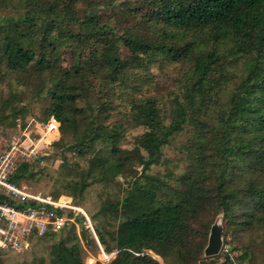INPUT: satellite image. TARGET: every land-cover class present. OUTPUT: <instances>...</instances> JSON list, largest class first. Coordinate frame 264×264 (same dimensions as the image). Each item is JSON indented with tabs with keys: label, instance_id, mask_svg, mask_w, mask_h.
<instances>
[{
	"label": "trees",
	"instance_id": "16d2710c",
	"mask_svg": "<svg viewBox=\"0 0 264 264\" xmlns=\"http://www.w3.org/2000/svg\"><path fill=\"white\" fill-rule=\"evenodd\" d=\"M25 1L26 14L15 24L10 22L11 18H4L7 27L0 38V58L12 71L46 63L48 50L57 49L56 45L65 40L62 23L68 20L74 2L69 0L61 8L52 0V4L47 0ZM144 3L150 11L146 21L153 22L150 40L129 33L118 35L108 24H99L96 17L82 24L90 30L86 38L93 43L92 58L98 59L94 66L113 81L132 68L141 67L144 56L163 53L172 61L183 59L189 65L180 82L183 94L169 100L171 112L167 124L156 99L132 105L133 117L145 131L136 137L131 150L118 149L117 130L104 128L105 139L113 143L112 156L89 160L90 169H101L103 176L122 173L125 179H130L125 194L98 211L100 215L110 212L114 217L122 216L116 229L106 231L97 222L98 215L93 214L90 216L96 222L91 225L93 237L84 217H73L83 221L85 227L82 226L81 232L87 243L97 239L106 255L114 253L106 261L110 264H160L146 253L148 250L161 257L164 264H205L207 261L199 258L207 246L213 217L218 214L232 224L245 225L250 232H264V0H144ZM2 5L9 9L14 3L3 0ZM20 22L27 28H18ZM197 32L211 37L213 46L201 49L186 40L188 34ZM66 35L77 44L80 38L84 40V36L74 31ZM117 41L126 47L128 56L120 55ZM226 59L233 61L234 70L228 69ZM214 73L218 76L210 80ZM51 88H46L51 101L44 122L54 116L62 135L69 130L74 133L78 125L74 107L78 88L58 84ZM185 125L193 127L192 140L186 147L189 172L178 180L175 189L169 190L168 199L162 200L158 192L166 187V182L144 172L139 174L133 167L139 163L147 169L155 163L169 137ZM86 141L93 144L94 138L83 136L73 148L82 152ZM118 154L122 156L115 158ZM128 160L130 171L125 172ZM31 170V162H21L11 180L19 184L22 178L31 176ZM88 176L87 173L76 184L80 190L85 188L83 180ZM141 178L144 182H140ZM60 195L50 196L56 199ZM58 212L67 217L73 215L70 210ZM64 228L49 231L43 237ZM57 244L52 264H84L78 240L74 239L70 247L61 240ZM248 253L238 255L235 264H245Z\"/></svg>",
	"mask_w": 264,
	"mask_h": 264
},
{
	"label": "rangeland",
	"instance_id": "374dc122",
	"mask_svg": "<svg viewBox=\"0 0 264 264\" xmlns=\"http://www.w3.org/2000/svg\"><path fill=\"white\" fill-rule=\"evenodd\" d=\"M68 1L52 0L61 8ZM2 2L3 0H0V38L7 27L4 18H11L10 22L13 21L15 24L14 21H20L19 18L26 14L25 0H12L14 6L9 9H5ZM46 2L52 4L50 0ZM148 14L149 7L144 0H74L68 13V20L62 23L61 33L65 40L56 45L57 49L48 50L46 60L49 63L45 61V64L43 62L38 67L28 66L24 71H12L7 67L5 60L0 58V153L9 147L11 142L25 140V135L31 139L37 138L36 125L44 122L45 112L51 101V94L46 92L47 87L51 88L56 84L77 87L79 97L75 99L74 107L78 125L75 132L69 130L66 135L59 132L57 137L51 135L46 138L43 145H37L35 150L38 151L39 157L31 161L32 174L22 178L20 184L28 192L40 193L43 196L62 194L60 196H64V199L70 198L72 205L77 204V207L85 212L92 226L96 222L92 221L90 216L97 214V222L109 232L116 229L122 216L114 217L110 212L100 215L98 211L102 206L119 200L125 194L130 179L129 177L125 179L122 173L115 172L114 175L108 173L103 176L101 169H90L89 160L96 157L108 159L112 156L113 143L105 139L104 128L117 130L118 149H133L136 137L140 136L145 128L135 121L132 105L147 99L157 100L161 116L167 124L171 112L169 100L175 96L182 97L183 88H179L180 82L189 65L183 59L172 61L166 54L158 53L150 58L144 56L141 67L132 68L124 76L112 81L105 72L97 71L94 66L98 59L92 58L93 43L86 38L90 35V30L82 24L96 17L99 24H108L118 35L129 33L150 40L153 22L146 21L150 16ZM147 22L148 26L145 27ZM18 28L27 27L20 22ZM68 31H74L80 34V37L84 36V40L80 38V43L77 44L75 40L67 39ZM186 40H191L201 49L213 46L212 38L203 32H197L196 35L188 34ZM117 45L120 55L128 56L126 47L119 41ZM225 62L229 70H234L235 66L231 59H226ZM217 76L218 74L214 73L209 78L212 80ZM192 132L193 127L185 125L182 130L169 137L155 163L147 169H143L139 163L133 167L139 174L144 172L166 182V187H162L158 192V197L162 200L168 199L169 190L175 189L178 180L189 172L190 162L187 159L186 147L192 140ZM83 136L94 138V143L86 141L82 152H78L73 146L75 141ZM121 156L118 154L115 158ZM130 166L131 161L128 160L124 171L129 172ZM87 173L89 176L83 180L85 188L80 190L76 184L80 183ZM143 180L144 178H141L140 182ZM68 194L74 198L67 196ZM76 216L81 214L76 213ZM84 220L86 221L85 217ZM75 222L76 225H66L60 232L31 241L29 248L18 253L0 251L1 262L52 264L55 252L61 244H57L59 240L64 241L66 247H70L76 239L84 264H110L101 253L97 240L87 243L83 239L81 232L82 226L85 227L83 221ZM87 228L89 234L93 236V231ZM213 228L217 229L222 242L229 240L234 256L249 251V259L245 264H264L263 231H258V234L250 232L245 225L230 223L222 214L213 217L208 238ZM72 229L77 231L78 236L73 234ZM146 252L159 260L160 264H164L161 257L154 252L150 250ZM210 257L205 256L203 252L199 260L205 262ZM222 262L223 257H219L217 264Z\"/></svg>",
	"mask_w": 264,
	"mask_h": 264
},
{
	"label": "built area",
	"instance_id": "2783aa9c",
	"mask_svg": "<svg viewBox=\"0 0 264 264\" xmlns=\"http://www.w3.org/2000/svg\"><path fill=\"white\" fill-rule=\"evenodd\" d=\"M36 126L37 138L31 139L25 135V140L11 142V145L0 153V251L9 254L29 248L32 239L43 237L49 231H58L66 225H76L73 217L76 213L85 217L86 227L93 231L85 212L72 205L70 198L68 200L59 196L55 199L28 192L20 183L16 184L11 180L21 162H31L39 157L38 151L35 150L37 145H43L46 138L59 134V122L54 116L45 122L37 123ZM61 210H70L72 217L60 214L58 211ZM101 253L107 260L114 254L106 255L102 249ZM214 257L215 261L207 260L205 264H217L219 257H223L222 263L235 264L237 256L231 252L230 242L226 240L221 241L217 254L209 259Z\"/></svg>",
	"mask_w": 264,
	"mask_h": 264
},
{
	"label": "water",
	"instance_id": "95a60500",
	"mask_svg": "<svg viewBox=\"0 0 264 264\" xmlns=\"http://www.w3.org/2000/svg\"><path fill=\"white\" fill-rule=\"evenodd\" d=\"M220 244H221L220 234L218 233L216 228H213L210 232V237L208 238L207 246L204 249V255L211 256L216 254L219 250Z\"/></svg>",
	"mask_w": 264,
	"mask_h": 264
}]
</instances>
